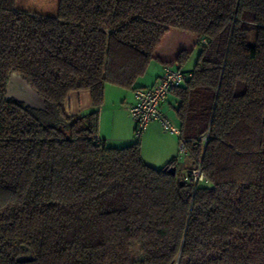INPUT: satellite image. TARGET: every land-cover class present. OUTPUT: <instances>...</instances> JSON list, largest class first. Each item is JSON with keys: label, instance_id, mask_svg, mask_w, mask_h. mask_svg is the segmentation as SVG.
Wrapping results in <instances>:
<instances>
[{"label": "trees", "instance_id": "obj_1", "mask_svg": "<svg viewBox=\"0 0 264 264\" xmlns=\"http://www.w3.org/2000/svg\"><path fill=\"white\" fill-rule=\"evenodd\" d=\"M15 3L0 0V264H264V0ZM193 53L169 94L202 184L177 156L148 165L139 139L98 138L106 83L134 90ZM12 72L45 110L5 98ZM74 90L91 108L68 115Z\"/></svg>", "mask_w": 264, "mask_h": 264}, {"label": "crops", "instance_id": "obj_2", "mask_svg": "<svg viewBox=\"0 0 264 264\" xmlns=\"http://www.w3.org/2000/svg\"><path fill=\"white\" fill-rule=\"evenodd\" d=\"M184 66L182 67L183 70L191 69V67L184 68ZM163 69L164 66L159 63L151 62L146 73L138 78L134 86L144 87L155 84L162 76ZM133 101V89H124L109 83L104 85L103 102L99 108V139L114 145H124L133 141L134 120L129 116L127 109ZM175 105L176 98L169 94L161 109L167 116V113L172 111L177 122L170 120L175 127L179 128V121L175 114ZM64 108L68 115H76L88 111L91 108L90 91H71L65 100ZM139 142L142 158L150 166L156 168L162 167L177 156L178 137L165 132L156 121H152L147 125L145 132L139 138ZM184 157L188 161L187 171L192 165L189 157L187 155Z\"/></svg>", "mask_w": 264, "mask_h": 264}, {"label": "built area", "instance_id": "obj_3", "mask_svg": "<svg viewBox=\"0 0 264 264\" xmlns=\"http://www.w3.org/2000/svg\"><path fill=\"white\" fill-rule=\"evenodd\" d=\"M205 42L204 39H201V43ZM189 75L190 73L185 72L177 63L167 65L164 66L163 74L155 84L134 89V101L127 108L129 116L134 120L133 139H139L145 132L147 125L152 121L158 122L165 132L179 137L180 129L175 127L170 118L163 113L161 106L170 90L181 86ZM207 140V134L200 137V141L204 145ZM186 154V148L183 142L179 140L178 162H181ZM185 180L193 184L207 182L199 164L186 171Z\"/></svg>", "mask_w": 264, "mask_h": 264}, {"label": "rangeland", "instance_id": "obj_4", "mask_svg": "<svg viewBox=\"0 0 264 264\" xmlns=\"http://www.w3.org/2000/svg\"><path fill=\"white\" fill-rule=\"evenodd\" d=\"M15 8L20 11H32L37 14L54 16L57 13L58 0H16ZM248 42L250 44L253 42V34L249 35ZM195 58H196V54L193 53L190 59L188 60V62L185 64L184 68L192 67ZM169 112L170 113H167L168 117L174 122H177L175 116L172 114V111ZM187 164L188 161L185 159V157L182 159L181 162H178V167H177L178 175L181 176L184 174V172L186 171ZM139 255H140L139 251L137 249H134L133 257L138 258Z\"/></svg>", "mask_w": 264, "mask_h": 264}, {"label": "water", "instance_id": "obj_5", "mask_svg": "<svg viewBox=\"0 0 264 264\" xmlns=\"http://www.w3.org/2000/svg\"><path fill=\"white\" fill-rule=\"evenodd\" d=\"M6 99H14L24 104L25 107L35 110H45L43 99L31 88L28 82L18 73H10L6 85ZM168 171L175 174L176 168L171 166Z\"/></svg>", "mask_w": 264, "mask_h": 264}]
</instances>
